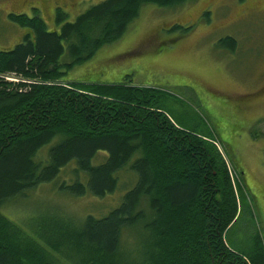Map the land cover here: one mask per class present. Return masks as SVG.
<instances>
[{
  "label": "trees",
  "instance_id": "1",
  "mask_svg": "<svg viewBox=\"0 0 264 264\" xmlns=\"http://www.w3.org/2000/svg\"><path fill=\"white\" fill-rule=\"evenodd\" d=\"M188 1L102 0L73 21L58 12V31L38 16H10L33 35L0 50V207L68 164L73 177L59 188L75 196L114 192L124 168L135 180L101 217L45 212L26 231L0 212V264H264L257 233L232 242L238 247L225 240L246 208V187L212 133L181 127L157 88L64 80L118 41L144 4ZM222 41L235 47L232 37Z\"/></svg>",
  "mask_w": 264,
  "mask_h": 264
},
{
  "label": "rangeland",
  "instance_id": "2",
  "mask_svg": "<svg viewBox=\"0 0 264 264\" xmlns=\"http://www.w3.org/2000/svg\"><path fill=\"white\" fill-rule=\"evenodd\" d=\"M29 1L33 0H0V50L13 48L32 33L12 22L11 12L32 16L35 7L49 31L60 29L53 17L47 19L50 0L44 15L40 0L30 10L10 9ZM100 1L81 0L65 9L67 21ZM263 1L190 0L177 7L144 4L118 41L104 45L64 76L65 81L100 83L126 79L136 86L157 88L168 93L164 108L181 127L197 126L198 131L215 136L234 179L246 187V208L225 238L233 247H238L232 243L235 240L248 244L256 233L264 244V9L257 11L264 8ZM245 2L251 10L242 8ZM207 5L209 19L193 20ZM227 37L235 39V47L223 43ZM49 145L40 150L39 158L46 157ZM68 165L55 180L5 203L0 212L26 231L45 212L56 211L78 222L87 214L101 217L119 204L135 180L124 168L117 173L114 192L101 198L75 196L59 188L73 177V166Z\"/></svg>",
  "mask_w": 264,
  "mask_h": 264
},
{
  "label": "flooded vegetation",
  "instance_id": "3",
  "mask_svg": "<svg viewBox=\"0 0 264 264\" xmlns=\"http://www.w3.org/2000/svg\"><path fill=\"white\" fill-rule=\"evenodd\" d=\"M80 1L81 0H50L49 2L51 3V7L48 10L49 18H47V19H52V17H53L54 21H55V17H56L58 12L66 14L65 9H68L69 7H72V6H77L80 3ZM35 2H36V0H33V1L26 2V5L25 4L23 6L19 5L18 7H21L19 9H13V8H10V7H8V8H10V9H12L14 11L24 10L26 8H28V10H30L31 8H33L31 5H33V3H35ZM39 3H40V6H41L43 15L46 14V9L48 8V6L46 5L47 4V0H40ZM262 3H264V1ZM248 5L249 4H247V2H245V3H243L242 8H244V10H251L250 9L251 7H249ZM208 7H209V5H207L204 8H202L200 10V12L198 13V15L193 20H196L198 18L201 19V17H204V19L208 20L209 19V15L211 14V9L208 8ZM263 7H264V4H263ZM263 9L264 8L257 9V11H261ZM33 10H34V13H33L32 16L27 15L26 13H15V12L13 13V12H11V13L8 14V18L10 19V16H12V15H26L29 18H33V17H37L38 16V17H40L42 19V17L39 15V13H40L39 9L34 7ZM54 31H56V30H54ZM26 34L33 35V32L32 33H26Z\"/></svg>",
  "mask_w": 264,
  "mask_h": 264
}]
</instances>
